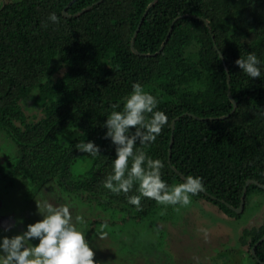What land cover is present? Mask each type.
Masks as SVG:
<instances>
[{"label":"trees","instance_id":"1","mask_svg":"<svg viewBox=\"0 0 264 264\" xmlns=\"http://www.w3.org/2000/svg\"><path fill=\"white\" fill-rule=\"evenodd\" d=\"M153 2L0 0V130L17 147H0V193L54 184L59 203L131 219L175 184L236 219L264 194V0ZM263 236L242 230L253 264Z\"/></svg>","mask_w":264,"mask_h":264},{"label":"rangeland","instance_id":"2","mask_svg":"<svg viewBox=\"0 0 264 264\" xmlns=\"http://www.w3.org/2000/svg\"><path fill=\"white\" fill-rule=\"evenodd\" d=\"M0 147L17 153L2 130ZM75 167L83 171L81 163ZM18 192L0 193L7 195L0 198V264H253L240 245L242 230L264 222V194L251 197L236 219L192 200L175 184L150 216L131 219L95 201L59 203L54 184L37 199ZM12 210L19 221H12Z\"/></svg>","mask_w":264,"mask_h":264},{"label":"water","instance_id":"3","mask_svg":"<svg viewBox=\"0 0 264 264\" xmlns=\"http://www.w3.org/2000/svg\"><path fill=\"white\" fill-rule=\"evenodd\" d=\"M100 1H102V0H100ZM154 2H155V0H154ZM154 2L151 4V6L154 4ZM89 8H90V7H89ZM89 8H87V9H89ZM87 9H86V10H87ZM86 10H84V11H86ZM64 12H65V14H66V10H65ZM67 16H69V15L67 14ZM145 16H146V13H145ZM145 16H144V17H145ZM143 20H144V18L141 20V23L143 22ZM140 27H141V25H139V27H138L137 31L135 32V35H134V36L137 35V33H138ZM132 47L134 48V39L132 40ZM229 97H230L231 101L233 102V104H234V109H235V108H236V102L234 101V99H233V97H232V95H231L230 92H229ZM174 125H175V123H173V125H172L173 128H174ZM251 182H254V181L250 180V181H248L247 184H250ZM244 201H245V194L243 193L242 198H241V205H240V207H239L238 209H235L238 213H241V212L243 211V209H244V203H245ZM262 240H264V236H263V238L261 239V241H262ZM256 247H257V245H255V246L253 247V249H252V252H253V253H255V251H256Z\"/></svg>","mask_w":264,"mask_h":264}]
</instances>
